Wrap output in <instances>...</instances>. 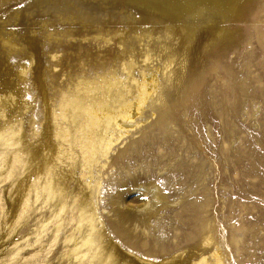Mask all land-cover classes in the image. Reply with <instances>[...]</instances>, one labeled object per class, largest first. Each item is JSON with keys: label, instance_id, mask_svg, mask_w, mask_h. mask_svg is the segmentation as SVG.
<instances>
[{"label": "rangeland", "instance_id": "obj_1", "mask_svg": "<svg viewBox=\"0 0 264 264\" xmlns=\"http://www.w3.org/2000/svg\"><path fill=\"white\" fill-rule=\"evenodd\" d=\"M150 73L142 130L107 163L53 170L101 235L73 264H213L214 250L220 264H264V0H0V264H69L64 237L88 220L68 223L72 205L60 213L38 186L23 214L17 189L52 164L60 128L92 103L134 102ZM159 90L164 126L147 107ZM11 131L25 148L2 176Z\"/></svg>", "mask_w": 264, "mask_h": 264}, {"label": "bare ground", "instance_id": "obj_2", "mask_svg": "<svg viewBox=\"0 0 264 264\" xmlns=\"http://www.w3.org/2000/svg\"><path fill=\"white\" fill-rule=\"evenodd\" d=\"M149 75L147 76L141 75L142 81L137 86V89H136L138 90L137 98L135 99L134 102H130V103L128 102L123 105L120 104V107L117 111L109 109V107L105 104L104 100L103 102H100L97 105L92 103L90 107L83 109V112L85 114V117H84L85 121L84 123L79 125L77 129L74 128L71 131L70 128L68 127L60 128L59 131H57L58 132L57 138H58V142L60 143L57 144L58 148L56 149L58 151L55 154V157H53L54 159H52V164L48 167L46 166L47 170L45 171V173H43L44 174L43 176L39 177L36 174V176L34 177V180L32 179L33 181H31V177H30L28 183L25 184L24 182V185H27L28 189H26L27 186L25 187V189L23 187L22 193L20 191V188L17 189L18 193L20 192L19 199H21V202L20 204H18V206L20 207L21 205H23L22 203H24V206H22V208L20 209L21 210L20 212L22 213L28 207L27 205V203L29 202L28 197L30 196L29 189L32 186L34 187L38 186L39 188L38 192H40L41 190L47 196L46 197L47 199L45 202L49 203L51 201L53 202L54 200L55 203H58L61 205V208L59 209L60 213L63 212L67 204L72 205L73 210H75L76 213L78 214V221L75 220L74 217H71L68 223L76 221L79 224L82 221L87 222L88 220L85 230H82V226L80 224L77 225V223H75L77 227L74 228V230L71 233H69V235H66L64 237V243L72 244L70 248H68L69 250L68 251L66 250L67 252L65 255L66 259L69 260L68 261L69 264L77 263L76 261H79L81 258H84L85 256L84 253L86 252V249L89 248L90 242H92L91 241L92 237H94L96 240H100L101 235H99L98 233L93 234V232L95 231L94 222H93L95 215L90 214L91 209L79 208V206L76 205L78 204L77 198L73 199L74 197H70V198L67 197L68 193L66 192L67 188L65 184H61V183L58 184V182H54V177L52 176V173L54 172L53 170L56 169L57 163L62 164L64 163V160H66V162L68 161L67 163L69 167V170L67 171V177H68V175H71L74 173L73 170L76 168V165L80 166L81 168H85L84 170H90V168L92 167L94 168V166L100 165L103 162L107 163V160H108L107 155H109V152L113 146V143L115 144V142L121 140L119 142V145H120L122 144V141L124 142V140H126L127 133L133 132V130H135V133H137L136 132L137 128L139 129V131L142 130L141 129L142 126L140 127V125L147 120V117L144 115V113H142V110L143 108H145V104L147 103V101H151L154 95H156V86H157L156 76H152L151 73ZM113 86L114 85L109 82L108 87L110 88ZM108 92H110V90ZM160 94L161 92L157 95L156 101L150 103L149 105H147V107H149L151 111L150 114L155 115V118H157L158 115L159 117L161 116L160 119H158V124L160 126L162 125L164 126L165 122L167 121V115H166L167 112L165 113V115H164V112L161 113V110L164 109L162 107L165 106L164 105L165 101H163L164 98H162ZM166 99H167V96H166ZM155 106L159 107L160 109L158 110L159 114L157 113V111H155L156 110ZM164 110L168 111L167 107ZM65 117L66 116H64L63 119H65ZM73 117H72V122L74 119ZM16 133L17 131L9 132V137H8L9 146L8 147L12 151L11 152L12 157L8 159L9 160V165H7L8 170L6 169L4 172H2L1 173L2 176L3 175L5 176L7 174L6 172H9V173L12 172V170L17 164L19 163L21 164L20 161L18 162V159H20V157L22 156L25 146H23L24 141L22 140V138L18 136V134ZM84 172L83 173L81 172V177H84L85 175ZM92 175H93V172H92ZM19 185L21 186V183H19ZM37 200L38 199H36L35 201ZM60 213L58 212L56 214L55 216L56 221L55 222L53 221L54 229L52 230V233L50 236V238L52 237V239H54L52 240V242L53 241L55 242V239L58 238V235H60L61 231L63 230V225L60 224L61 220H59ZM50 222L51 221L49 220V221H44L43 223H41L42 230L46 228V226ZM75 231L78 234L77 235L78 240L80 239L79 242L75 241V236H74L76 235ZM91 234H93L94 236ZM27 246L29 247L28 244ZM21 250H25V249L23 247L21 248L18 247L17 250H15V255L18 256L21 253ZM88 250L89 249H87L86 253H88ZM218 255L219 254L217 250H214L213 253L210 255V257H212V260L214 261L213 264H220V259ZM27 262H28L27 258L24 259L22 256L20 257L19 264H27ZM97 264H108V263H104L102 260H99ZM200 264H210V263H208L206 259H204Z\"/></svg>", "mask_w": 264, "mask_h": 264}]
</instances>
